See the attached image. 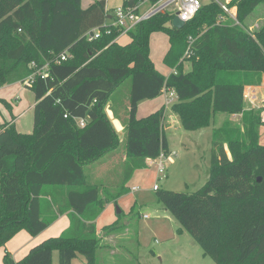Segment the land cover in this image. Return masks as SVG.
<instances>
[{
  "label": "trees",
  "instance_id": "obj_1",
  "mask_svg": "<svg viewBox=\"0 0 264 264\" xmlns=\"http://www.w3.org/2000/svg\"><path fill=\"white\" fill-rule=\"evenodd\" d=\"M261 1L230 0L238 23L215 2L204 3L182 28L170 25L169 11L156 13L120 44V28L107 22L106 0L86 7L81 0H0V86L47 67L44 78L35 75L27 85L35 95L33 132L0 125V246L20 230L39 234L66 211L70 220L60 235L33 245L20 260L5 251L3 264H52L54 250L58 264H72L77 256L86 264H112L97 260L102 242L94 221L106 201L128 188L123 184L103 197L98 185L87 183L85 165L119 147L105 108L129 77V103L117 118L125 130V182L147 166L146 159L168 153L164 106L137 117L139 102L173 90L172 110L187 130L208 126L217 113L240 114L212 130L207 181L193 192L158 188L157 198L217 264H264V105L244 108L245 85L260 84L264 74V24L253 31L245 24ZM95 27L99 37L88 40L84 34ZM155 31L169 37L163 60L173 71L167 77L149 58ZM64 50L70 56L57 61ZM116 228L105 225L103 234Z\"/></svg>",
  "mask_w": 264,
  "mask_h": 264
},
{
  "label": "rangeland",
  "instance_id": "obj_2",
  "mask_svg": "<svg viewBox=\"0 0 264 264\" xmlns=\"http://www.w3.org/2000/svg\"><path fill=\"white\" fill-rule=\"evenodd\" d=\"M89 1L81 0V6L85 7ZM106 4L109 9L108 15H112L116 7L124 4V0H106ZM147 7L146 3L142 6L143 9ZM112 21V18L107 20L108 23ZM245 24H247L250 31L264 24V0L248 15ZM117 40L120 44L127 43L130 40V35L120 33ZM168 49L169 37L167 33L155 31L150 35L149 58L155 69L165 77L172 72L163 60ZM185 62L188 61H184L183 65ZM188 68H190V64L186 63L184 69L188 70ZM131 84L130 77L125 79L115 90L105 108L113 124H117V118L124 115L121 111L129 103ZM263 84L264 77H262V83L258 85L256 104L264 103ZM166 94L168 95V93H162L161 100H167L168 104L173 103L175 95L169 98ZM34 103L35 95L33 91L23 82L17 81L0 86V125L3 123L13 124L14 129L18 132H33ZM217 114L227 116L223 113ZM172 116H174V113L170 109L165 110L167 120L171 121ZM239 118L235 117L232 120L237 121ZM213 125L214 118L206 127L187 130L181 126L176 118L173 119L171 127L164 132L169 144L168 155L164 160L167 168L165 177L157 175V166L153 162L149 166L139 169L132 178L125 182L126 152L122 142L125 135L124 128L122 130L116 129L121 140L118 148L95 160V165H90L91 167L85 165L88 181H91L90 178L94 179L96 172L99 170L97 166L100 168L101 177L104 179L107 177L111 181L109 184L110 194L106 190L105 182H99L102 178L99 179L97 184L103 197H112L122 188L123 184L127 188L137 186L136 190L129 188L128 194L118 197L117 203H112L113 213L116 205L123 210L117 223L121 226L124 222L129 221L131 232L128 231V234H125L123 230H118L119 234H116L117 237L114 240L103 241L102 247L97 251V260L112 264H217L212 257L204 254L199 243L165 209L157 198V191L153 189V185L158 183L160 190L193 192L207 181L210 172ZM259 143L264 144V124L260 126ZM171 151H174L175 154L169 155ZM91 168L92 171H90ZM65 229L60 233L48 235L46 238L60 235ZM179 229L182 231H179ZM25 232L17 233L5 245L0 246V264H3L5 251H8L14 260H20L28 253L30 247L35 245L28 246L26 244L25 238L21 234L32 235ZM113 253L116 254L113 255ZM52 264H58L57 250L53 251ZM72 264L86 263L81 256H77L73 258Z\"/></svg>",
  "mask_w": 264,
  "mask_h": 264
},
{
  "label": "crops",
  "instance_id": "obj_3",
  "mask_svg": "<svg viewBox=\"0 0 264 264\" xmlns=\"http://www.w3.org/2000/svg\"><path fill=\"white\" fill-rule=\"evenodd\" d=\"M92 1L93 0H90L86 4V6H88ZM108 18H112V15H108ZM186 63L190 64L189 62H185V64H184L185 66H186ZM184 65H183V70H184V72H187L190 68H188V70L187 69L185 70L184 69ZM171 70L173 71V69H171ZM263 76H264V74H263ZM261 83H262V80H261ZM258 85L259 84H247V85H245V87H244V108L245 109H250L252 107H258L260 105H264V103H259V104L255 103L256 100H257V95H258V88H259ZM170 91H171V89H164L163 90L164 93H168V95L166 94V96L169 97V98L172 97V96H169ZM161 95H162V93H161ZM161 95H159L158 97H156L154 99L143 100V101L139 102V105H138V108H137V117H143L141 115H145L147 113L149 114V112L151 113V112H153V111H155V110H157V109H159V108H161L163 106H164L165 110L170 109L173 112L172 104L175 102V100H174L173 103L168 104L167 100H161V97H162ZM175 98H176V96H175ZM125 108H127V106H125ZM235 117H240V114H234V115H228L227 114V116L226 115H222V114H215L213 116L214 125L212 127V130H213V128L215 126L220 125L223 120L228 119V118L232 119V118H235ZM175 118L179 121V117L175 113H174V116H172L171 121L167 120L166 117L164 116V119H163V132H165V130L167 128L171 127V125L173 124V119H175ZM113 125H114L115 129H119V130L123 129V125L119 121H117V124L115 123ZM167 144H168V141H167ZM95 162L96 161L89 163L88 167H91L90 165H95ZM146 163L149 166L150 163H152L151 159H146ZM97 168L99 170L96 172L94 179L90 178L91 181H88L89 178H88V176L86 174L87 183L88 184H92V185H94V184L98 185L97 183L103 181V182H105L107 192L110 191L111 188H110L109 184L111 183V181L107 177L105 179L103 177H101V174L99 173L100 168L98 166H97ZM138 170L139 169L135 170L133 175ZM90 171H92V168L90 169ZM85 172H86V170H85ZM133 175H132V177H133ZM99 179H101V180L99 181ZM132 187H137V186H131L129 188L132 189ZM129 188H128V191H129ZM126 194H128V192L123 194V195H121V196H124ZM121 196H119V197H121ZM60 198H61V196H59V195L56 196V199H60ZM117 198L116 199H111L109 201H106V203L103 206L102 211L100 212V214L98 215V217L94 221L95 222V226H96V230H97V234L101 237V242H103L105 240H108V241L114 240V238L117 237L116 234H119L118 230H123L125 234H128L127 233L128 231L131 232L130 231L131 224L129 223V221L124 222L121 226H119L120 224L117 223L119 215L121 214V212L123 213V210L118 205H116L114 207V213L112 212L113 211L112 203H115V202L117 203ZM116 207H119L121 209L120 213L116 212ZM69 223H70L69 211H66V212L60 214L57 217L56 220H54L47 228H45L39 234H37L35 236H26L27 234H21V235H23L22 237L25 238L26 244L28 246H32L33 244H36L39 241H41L42 239L46 238V236H48V235L60 233L63 229H65V228H67L69 226ZM113 223H115L117 228L111 230L108 234H103V227L105 225H109V224H113ZM24 231H26V230H20L17 233H24ZM179 231H182V230L179 229ZM108 241H105V242H108ZM9 248H11V247L9 246ZM22 250H25V249H22ZM115 254L116 253H113V255H115ZM52 260H53V255H52Z\"/></svg>",
  "mask_w": 264,
  "mask_h": 264
},
{
  "label": "built area",
  "instance_id": "obj_4",
  "mask_svg": "<svg viewBox=\"0 0 264 264\" xmlns=\"http://www.w3.org/2000/svg\"><path fill=\"white\" fill-rule=\"evenodd\" d=\"M206 2L217 3L223 10L224 14L238 23L236 18V6L229 5L230 0H157L156 2H152V0H136L135 4L133 5L123 4L122 6L116 7L113 10L112 22L120 28L122 34L127 33L129 30L134 28L138 22L148 19L156 13H163L165 11H169L173 14V16H178L179 19L186 23ZM145 3L148 5V7L143 9L142 6ZM224 16H221L220 18L223 19ZM99 35L100 31L98 27H95L91 31H88L84 34L88 40L98 38ZM68 56H70L68 50H64L58 55L57 61L65 60ZM32 65L35 66L34 63H32ZM46 69V65L36 69L35 72L29 75L23 83L26 85L32 84L35 75H39L40 77L44 78L47 75ZM172 95H175L173 90H171L169 93V96ZM64 116L66 117V114ZM77 124L82 127L85 125V120L83 118H78ZM170 154H175V152L171 151L169 155ZM167 155L168 153L161 151L155 159H151V162L156 164L157 175L160 177H165L166 175L167 168L164 164V160L166 159ZM158 188V183H155L153 185V189L157 190ZM132 189L136 190L137 187H132Z\"/></svg>",
  "mask_w": 264,
  "mask_h": 264
},
{
  "label": "water",
  "instance_id": "obj_5",
  "mask_svg": "<svg viewBox=\"0 0 264 264\" xmlns=\"http://www.w3.org/2000/svg\"><path fill=\"white\" fill-rule=\"evenodd\" d=\"M185 25V22L181 19H179L178 16H173L171 19V26L175 28H182ZM121 209L119 207H116V212L120 213Z\"/></svg>",
  "mask_w": 264,
  "mask_h": 264
},
{
  "label": "clouds",
  "instance_id": "obj_6",
  "mask_svg": "<svg viewBox=\"0 0 264 264\" xmlns=\"http://www.w3.org/2000/svg\"><path fill=\"white\" fill-rule=\"evenodd\" d=\"M186 18V17H185Z\"/></svg>",
  "mask_w": 264,
  "mask_h": 264
}]
</instances>
